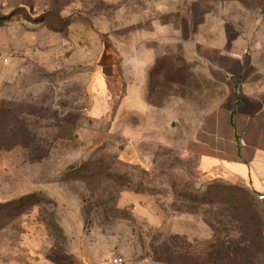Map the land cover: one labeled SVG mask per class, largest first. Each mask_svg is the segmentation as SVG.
<instances>
[{
  "label": "rangeland",
  "instance_id": "374dc122",
  "mask_svg": "<svg viewBox=\"0 0 264 264\" xmlns=\"http://www.w3.org/2000/svg\"><path fill=\"white\" fill-rule=\"evenodd\" d=\"M261 7L0 0V204L35 196L0 213V264H206L212 246L233 250L226 264H264L262 202L185 151L222 97L191 54L225 45L264 71Z\"/></svg>",
  "mask_w": 264,
  "mask_h": 264
},
{
  "label": "crops",
  "instance_id": "0c3cea01",
  "mask_svg": "<svg viewBox=\"0 0 264 264\" xmlns=\"http://www.w3.org/2000/svg\"><path fill=\"white\" fill-rule=\"evenodd\" d=\"M200 48L192 58L196 56L209 79L221 86L222 97L191 126L185 151L210 181L240 182L257 198L264 196V71L245 52L235 53L225 45L223 51L213 45L207 52ZM136 66L142 75V63ZM145 83L140 79L128 85L127 100L138 101L128 106L133 114L145 108Z\"/></svg>",
  "mask_w": 264,
  "mask_h": 264
},
{
  "label": "trees",
  "instance_id": "16d2710c",
  "mask_svg": "<svg viewBox=\"0 0 264 264\" xmlns=\"http://www.w3.org/2000/svg\"><path fill=\"white\" fill-rule=\"evenodd\" d=\"M205 1H212V2L213 1H219V2L226 1V2L245 3V2H247L249 0H205ZM263 8L264 7H261V9H263ZM0 18H2V17H0ZM3 18H5V17H3ZM3 123H4L3 120H0V134L2 132V126H3L2 124ZM0 150H4V147L1 144V142H0ZM34 199H35L34 195H29V196H26V197H22V198H20V199H18L16 201H13V202H11L9 204H6V205L4 204V206L2 204H0V213L6 215L5 213L7 212L6 211L7 208H9V210H11V212H15V214H16V212H23L29 206L34 204L33 203ZM237 230H238V228H237ZM253 231H257V230L254 229ZM218 244L221 245V242H219ZM223 244L226 245V243H223ZM229 249H226V247L223 248L222 246H212V247H210V251L206 254V256H204L202 258V260L208 262L206 264H215V262H216L215 258H219L222 255L223 258H224V262L222 264H226V258L229 259V258L232 257V254L231 255H226V250L230 252L231 249L230 250ZM231 252H233V250H231ZM211 256L214 259L211 262H209L210 259H211ZM190 260H191L192 264H200L199 261H198V256H191ZM192 260H194V261H192Z\"/></svg>",
  "mask_w": 264,
  "mask_h": 264
},
{
  "label": "built area",
  "instance_id": "2783aa9c",
  "mask_svg": "<svg viewBox=\"0 0 264 264\" xmlns=\"http://www.w3.org/2000/svg\"><path fill=\"white\" fill-rule=\"evenodd\" d=\"M258 199H259L260 201H263V200H264V196H259ZM112 264H122V263H121V260H119V259H114V260L112 261Z\"/></svg>",
  "mask_w": 264,
  "mask_h": 264
}]
</instances>
